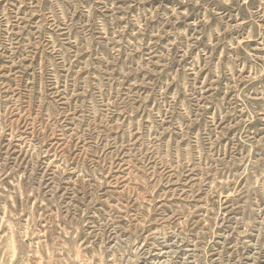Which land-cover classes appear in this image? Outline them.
Returning <instances> with one entry per match:
<instances>
[{
  "label": "rangeland",
  "instance_id": "374dc122",
  "mask_svg": "<svg viewBox=\"0 0 264 264\" xmlns=\"http://www.w3.org/2000/svg\"><path fill=\"white\" fill-rule=\"evenodd\" d=\"M0 264H264V0H0Z\"/></svg>",
  "mask_w": 264,
  "mask_h": 264
}]
</instances>
